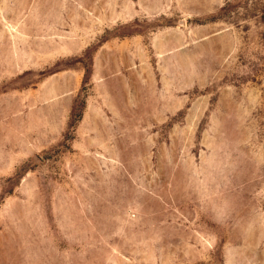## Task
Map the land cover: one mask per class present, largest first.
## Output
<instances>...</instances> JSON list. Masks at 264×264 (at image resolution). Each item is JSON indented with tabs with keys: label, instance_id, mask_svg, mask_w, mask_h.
Masks as SVG:
<instances>
[{
	"label": "rangeland",
	"instance_id": "obj_1",
	"mask_svg": "<svg viewBox=\"0 0 264 264\" xmlns=\"http://www.w3.org/2000/svg\"><path fill=\"white\" fill-rule=\"evenodd\" d=\"M0 264H264V0H0Z\"/></svg>",
	"mask_w": 264,
	"mask_h": 264
}]
</instances>
